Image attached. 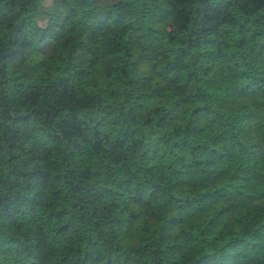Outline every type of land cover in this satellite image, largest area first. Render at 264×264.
<instances>
[{
  "label": "trees",
  "instance_id": "1",
  "mask_svg": "<svg viewBox=\"0 0 264 264\" xmlns=\"http://www.w3.org/2000/svg\"><path fill=\"white\" fill-rule=\"evenodd\" d=\"M0 264H264V0H0Z\"/></svg>",
  "mask_w": 264,
  "mask_h": 264
},
{
  "label": "rangeland",
  "instance_id": "2",
  "mask_svg": "<svg viewBox=\"0 0 264 264\" xmlns=\"http://www.w3.org/2000/svg\"><path fill=\"white\" fill-rule=\"evenodd\" d=\"M163 11V7H160ZM175 26L173 19L157 18L153 24L152 37L158 39L164 31H167Z\"/></svg>",
  "mask_w": 264,
  "mask_h": 264
}]
</instances>
